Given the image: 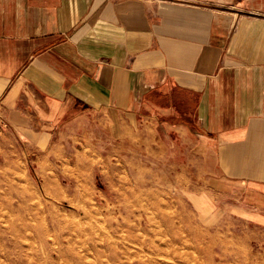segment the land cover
Segmentation results:
<instances>
[{"label":"crops","instance_id":"0c3cea01","mask_svg":"<svg viewBox=\"0 0 264 264\" xmlns=\"http://www.w3.org/2000/svg\"><path fill=\"white\" fill-rule=\"evenodd\" d=\"M0 127L47 159L156 143L264 226V0H0Z\"/></svg>","mask_w":264,"mask_h":264},{"label":"rangeland","instance_id":"374dc122","mask_svg":"<svg viewBox=\"0 0 264 264\" xmlns=\"http://www.w3.org/2000/svg\"><path fill=\"white\" fill-rule=\"evenodd\" d=\"M40 153L36 144L0 127V264H264V226L248 223L224 207H202L206 184L197 161L193 177L182 176L179 168L176 178L167 174L169 166L159 170L156 143L143 146L141 158L132 150L131 165L91 152L70 150L68 157L50 159ZM39 226L51 234L46 248L37 236ZM63 235L75 239L73 248ZM53 236L62 237L61 245Z\"/></svg>","mask_w":264,"mask_h":264},{"label":"bare ground","instance_id":"6f19581e","mask_svg":"<svg viewBox=\"0 0 264 264\" xmlns=\"http://www.w3.org/2000/svg\"><path fill=\"white\" fill-rule=\"evenodd\" d=\"M36 199H37V198H36ZM76 207H77V206H76ZM90 207H93V206H90ZM78 208H79V207H78ZM84 208H85V207H84ZM86 208H87V207H86ZM94 209H95V208H94ZM2 210L4 211V209H2ZM83 210H84V209H83ZM86 210H87V209H86ZM88 211H89V210H88ZM84 212H85V211H84ZM89 212H90V211H89ZM94 212H95V211H94ZM6 213H7V212H6ZM8 213H9V212H8ZM85 213H86V212H85ZM87 213H88V212H87ZM0 214H1V213H0ZM50 215H51V214H50ZM9 216H10V213H9ZM54 216H55V215H54ZM58 216H59V215H58ZM63 216H64V215H63ZM74 216H75V215H73V217H74ZM84 216L87 217V214H85ZM1 217H2V216H1ZM5 217H6V216H5ZM60 217H62V215H60ZM64 217H65V216H64ZM91 217H94V215L91 216ZM2 218H3V217H2ZM2 218H0V219H2ZM9 218H11V217H9ZM21 218H22V217H21ZM21 218H19V219H21ZM54 218H56V217H54ZM65 218H66V217H65ZM6 219H8V218L6 217ZM28 219H29V218H28ZM30 219H31V218H30ZM76 219H77V218H76ZM87 219H88V217H87ZM22 220H23V219H22ZM59 220H60V218H59ZM71 220H72V219H71ZM88 220H89V219H88ZM20 221H21V220H20ZM30 221H31V220H30ZM44 221H45V220H44ZM60 221H61V220H60ZM64 221H65V220H64ZM69 221H70V220H69ZM69 221H68V222H69ZM72 221H73V220H72ZM74 221H75V220H74ZM95 221H96V219H95ZM0 222H1V221H0ZM2 222H3V221H2ZM4 222H5V221H4ZM24 222H25V221H24ZM37 222H38V221H37ZM41 222H42V221H41ZM46 222H47V221H46ZM49 222H50V221H49ZM75 222H76V221H75ZM80 222H81V221H80ZM22 223H23V222H22ZM44 223H45V222H44ZM63 223H64V222H63ZM91 223H92V222H91ZM91 223H90V224H91ZM117 223H118V222H117ZM2 224H3V223H2ZM5 224H6V222H5ZM8 224H9V223H8ZM25 224H26V223H25ZM52 224H54V223H52ZM59 224H61V223H59ZM64 224H65V223H64ZM74 224H75V223H74ZM77 224H78V222H77ZM77 224H75V225H77ZM3 225H4V224H3ZM9 225H10V224H9ZM9 225H8V226H9ZM31 225H32V224H31ZM37 225H38V224H37ZM43 225H44V224H43ZM62 225H63V224H62ZM67 225L71 226V225L68 224V223H67ZM142 225H143V222H142V220L140 219V221H139L138 224H137V227H138L139 229H141V228H142ZM4 226H5V225H4ZM35 226H36V225H35ZM44 226H45V225H44ZM44 226H43V227H44ZM59 226H60V225H59ZM29 227H30V226H29ZM43 227L40 228V226H39V229H38V230L36 229V230H37V234H38L37 236H40V237H41V246L46 248L45 244H46V241H48L47 235L51 236V234H49L48 231L44 230L45 228H43ZM47 227H48V226H47ZM34 228H35V227H34ZM36 228H37V226H36ZM72 228H73V227H72ZM91 228H92V227H91ZM1 229H2V228L0 227V230H1ZM7 229H8V228H7ZM10 229H11V228H10ZM17 229H18V227H17ZM19 229H20V228H19ZM19 229H18V231H19ZM22 229H23V227H22ZM15 230H16V229H15ZM47 230H48V229H47ZM95 230H96V229H95ZM142 230H143V229H142ZM7 231H8V230H7ZM27 231H28V230H27ZM29 231H30V230H29ZM90 231H91V229H90ZM90 231H89V232H90ZM10 232H11V230H10ZM21 232H22V231H21ZM89 232H88V233H89ZM93 232H94V231H93ZM95 232H97V231H95ZM19 233H20V232H19ZM23 233H24V232H23ZM35 233H36V232H35ZM90 233H91V232H90ZM99 233H100V232H99ZM0 234H1V233H0ZM2 234H3V233H2ZM17 234H18V233H17ZM20 234H22V233H20ZM92 234H93V233H92ZM97 234H98V233H97ZM15 235H16V234H15ZM26 235H27V234H26ZM99 235H100V234H98V236H99ZM1 236H2V235H1ZM10 236H11V235H10ZM12 236H14L13 233H12ZM87 236H88V235H87ZM91 236H92V235H91ZM93 236H94V235H93ZM98 236H97V237H98ZM8 237H9V236H8ZM18 237H19V236H18ZM20 237H21V236H20ZM62 237H63V239H66V241H67V244H66V245H67L70 249L73 248V247H72V246H73V243H74L73 241H75V239L70 238V237L65 236V235H63ZM62 237H61V239H60V238H57V237L53 236V238H54L53 241H54L55 243H58V244H59L60 242H62V241H61V240H62ZM104 237H105V236H104ZM104 237H103V238H104ZM15 238H16V237L14 236V239H13V240H15ZM25 238H26V237H25ZM29 238H30V237H29ZM31 238H32V237H31ZM36 238H37V237H36ZM90 238H91V237H90ZM93 238H94V237H93ZM110 238H112V237H110ZM124 238H125V237H124ZM2 239H3V238L0 237L1 247L3 246L2 244H3V242H4V239H3V240H2ZM18 239H19V238H17V240H18ZM49 239H50V238H49ZM72 239H73V240H72ZM95 239H96V238H95ZM87 240H88V239H87ZM97 240H98V239H97ZM112 240H113V238H112ZM112 240H111V241H112ZM88 241H89V240H88ZM104 241H105V240H104ZM107 241L110 242L109 240H107ZM115 241H116V240H115ZM5 242H6V241H5ZM89 242H90V241H89ZM101 242H102V241H101ZM122 242H123V241H122ZM127 242H128V241H127ZM140 242H141V241H140ZM144 242H145V241H144ZM10 243H11V242H10ZM30 243H31V242H30ZM85 243H86V242H85ZM96 243H97V242H96ZM96 243H95V244H96ZM113 243H114V242H113ZM118 243H119V242H118ZM138 243H139V242H138ZM142 243H143V242H142ZM27 244H29V243H27ZM58 244H57V246H58ZM93 244H94V243H93ZM101 244H103V243H101ZM123 244L125 245L124 242H123ZM136 244H137V243H136ZM143 244H144V243H143ZM29 245H30V244H29ZM59 245H61V244H59ZM91 245H92V244H91ZM115 245H117V244H115ZM25 246H26V245H25ZM25 246H24V247H25ZM36 246H37V245H36ZM36 246H35V247H36ZM38 246H39V245H38ZM38 246H37V247H38ZM57 246H56V247H57ZM86 246H87V245H86ZM89 246H90V245H89ZM89 246H88V247H89ZM95 246H96V245H95ZM95 246H94V247H95ZM98 246H100V245H98ZM103 246H105V245L103 244ZM107 246H108V245H107ZM113 246H114V245H113ZM119 246H120V245H119ZM121 246H122V245H121ZM121 246H120V247H121ZM125 246H126V245H125ZM135 246H137V245H135ZM139 246H144V245L140 244ZM4 247L7 248V246H5V245H4ZM9 247H10V245H9ZM11 247H12V246H11ZM27 247H28V246H26V248H27ZM68 247H65V248H68ZM82 247H84V245H82ZM101 247H102V246H101ZM111 247H112V246H111ZM115 247H116V246H115ZM123 247H124V246H122V248H123ZM59 248H60V247H59ZM59 248H58V249H59ZM74 248H75V246H74ZM78 248H79V247H78ZM89 248H90V247H89ZM102 248H103V247H102ZM105 248H106V246H105ZM112 248H113V247H112ZM141 248H142V247H141ZM0 249H1V248H0ZM10 249H11V248H10ZM37 249H38V248H37ZM54 249H55V248H54ZM61 249H62V248H61ZM93 249H94V248H93ZM125 249H126V248H125ZM18 250H19V249H18ZM29 250H30V249H29ZM52 250H53V249H52ZM52 250H51V251H52ZM66 250L68 251V249H66ZM73 250H74V249H73ZM82 250H83V249H82ZM84 250H87V249H84ZM84 250H83V251H84ZM107 250H108V249H107ZM136 250H137V249H136ZM4 251H5V250H3V251L1 250V253L4 252ZM23 251H24V250H23ZM54 251H55V250H54ZM70 251H71V250H70ZM70 251H69V252H70ZM78 251H79V250H78ZM80 251H81V250H80ZM96 251H97V250H96ZM113 251H114V250H113ZM143 251H144V248H143ZM11 252H12V251H11ZM34 252H35V251H34ZM57 252H58V251H57ZM61 252H63V251H61ZM81 252H82V251H81ZM91 252H92V251H91ZM105 252H106V251H105ZM127 252H128V250H127ZM6 253H7V252H6ZM6 253H5V254H6ZM51 253H52V252H51ZM72 253H73V252H72ZM72 253H71V254H72ZM114 253H115V254H118V252H117V253L114 252ZM124 253H126V252H124ZM2 254H3V253H2ZM21 254H22V253H21ZM25 254H26V253H25ZM33 254H34V253H33ZM57 254H58V253H57ZM62 254H63V253H62ZM87 254H89V252H88ZM151 254H152V253H151ZM154 254H155V253H154ZM8 255H10L9 252H8ZM27 255H28V253H27ZM29 255H30V254H29ZM79 255L81 256V254H79ZM83 255H85V252H84ZM119 255H120V253H119L117 256H119ZM145 255H146V254H145ZM156 255H157V254H156ZM0 256H1V254H0ZM19 256H20V255H18V257H19ZM37 256H38V255H37ZM48 256H49V254H48ZM59 256H60V258H61V256H62L61 253L59 254ZM64 256H65V254H64ZM108 256H109V255H108ZM15 257H16V256H15ZM26 257H28V256H26ZM49 257H50V256H49ZM55 257H56V256H55ZM55 257H53V258L55 259ZM72 257H73V256H72ZM81 257H82V256H81ZM81 257H80V258H81ZM121 257H122V256H121ZM137 257L139 258V256H137ZM141 257H142V256H141ZM141 257H140V258H141ZM29 258H30V257H29ZM29 258H28V259H29ZM57 258H58V257H57ZM62 258H63V256H62ZM62 258H61V259H62ZM117 258H118V257H117ZM138 258H137V259H138ZM38 259H39V258H38ZM46 259H47V257H46ZM61 259H60V260H61ZM88 259L91 260L90 257H89ZM105 259H106V260H109V259H107V258H105ZM142 259H143V257H142ZM13 260H14V259H13ZM18 260H20V257H19ZM70 260H71V258H70ZM81 260H83V259H81ZM112 260H113V259H112V257H111V262H112ZM118 260H119V259H118ZM138 260H140V259H138ZM143 260H144V259H143ZM28 261H29V260H28ZM40 261H41V260H40ZM87 261H88V260H87ZM114 261L116 262V259H115ZM13 262H15V260H14ZM19 262H20V261H19ZM85 262H86V261H85ZM103 262H104V261H103ZM105 262H106V261H105ZM117 262H118V261H117ZM119 262H120V261H119ZM142 262H143V261H142ZM142 262H140V263L138 262V263H139V264H145V263H142ZM16 263H17V262H16ZM45 263L47 264L48 262H45ZM50 263H51V262H50ZM94 263H95V262H94ZM94 263H93V264H94ZM26 264H27V263H26ZM38 264H39V263H38ZM81 264H82V261H81ZM109 264H110V263H109ZM114 264H115V263H114ZM146 264H147V263H146Z\"/></svg>","mask_w":264,"mask_h":264}]
</instances>
